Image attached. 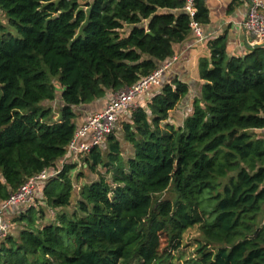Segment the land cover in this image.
I'll list each match as a JSON object with an SVG mask.
<instances>
[{
	"label": "trees",
	"instance_id": "1",
	"mask_svg": "<svg viewBox=\"0 0 264 264\" xmlns=\"http://www.w3.org/2000/svg\"><path fill=\"white\" fill-rule=\"evenodd\" d=\"M184 5L0 0V206L60 168L75 108L149 76L192 22H209L205 0H194L193 17ZM227 42L211 41L199 60L200 97L181 124L169 121L188 88L174 79L120 124L129 158L116 133L90 150L83 163L97 180L80 187L71 213L69 163L19 207L23 227L1 239L0 264H264V45L231 56ZM42 205L59 210L53 223L40 224Z\"/></svg>",
	"mask_w": 264,
	"mask_h": 264
},
{
	"label": "built area",
	"instance_id": "2",
	"mask_svg": "<svg viewBox=\"0 0 264 264\" xmlns=\"http://www.w3.org/2000/svg\"><path fill=\"white\" fill-rule=\"evenodd\" d=\"M183 1L185 3L184 11L190 17H193L195 14L194 0ZM245 1L248 2L249 9L246 18L241 22L240 26L247 34L252 36L251 46L263 45L264 3L261 0ZM190 29L197 41L201 42L203 40L201 26L192 22ZM175 61L176 57L173 56L169 61L160 65L152 74L141 79L133 86L110 95L103 111L87 117L84 123L75 131L65 155L58 165L60 168L53 171L43 170L31 177L0 206V238L7 236L11 228L10 222L5 219L6 213L13 207L33 205L39 195L41 185L55 178L60 173L62 165L69 163L75 164L76 167L79 166L80 160L85 158L91 149L101 146L107 136L120 130V124L128 119L131 112L138 107H142L141 105H136L135 100L152 87L159 86L163 74Z\"/></svg>",
	"mask_w": 264,
	"mask_h": 264
},
{
	"label": "crops",
	"instance_id": "3",
	"mask_svg": "<svg viewBox=\"0 0 264 264\" xmlns=\"http://www.w3.org/2000/svg\"><path fill=\"white\" fill-rule=\"evenodd\" d=\"M261 1L264 3V0ZM205 4L208 9L209 22L206 25H201L203 40L198 42L197 38L190 31L182 43L174 45L173 56L176 57V61L163 74L160 83V85H163L175 79L188 88L186 97L169 121L175 125L183 122L186 114L190 113L192 101L200 97L203 82L199 78L198 62L202 58L210 57L209 43L219 36L226 35L228 40L227 50L231 56H240L246 52L248 46H251L252 36L247 34L240 26L241 22L246 18L249 9L247 1L205 0ZM158 88L145 92L135 100V104L146 107L151 95L157 92ZM108 99L109 97L106 96L104 99L90 105L75 108L74 110L77 115L75 120L76 127L79 128L89 115L103 111L108 103ZM124 118L126 119V117ZM130 155H132V150ZM18 210L19 207L11 208L6 213V221H10L12 216L18 215Z\"/></svg>",
	"mask_w": 264,
	"mask_h": 264
},
{
	"label": "rangeland",
	"instance_id": "4",
	"mask_svg": "<svg viewBox=\"0 0 264 264\" xmlns=\"http://www.w3.org/2000/svg\"><path fill=\"white\" fill-rule=\"evenodd\" d=\"M1 88V85H0ZM46 106H50L52 107L54 110L56 109V105L55 103H45L44 105ZM189 115L188 113L186 114V116ZM123 119V118H122ZM116 136L119 139V142L121 144V150H122V156L127 159L129 158L130 152H131V146L127 143H125L122 139V133L121 130H117L116 131ZM101 173H103V170H100ZM69 177L72 181L73 184V197H72V202L69 206V208H67L65 211L67 213H71L74 208H75V201L78 199V193H79V189L80 187H82L85 184H88L92 181H96L97 180V175L94 173H91L88 168L86 167V165H84L83 163V159L80 160V164L79 166H77L70 174ZM43 185H41L42 187ZM40 200V198H38ZM37 203L36 200L34 201L33 205ZM40 211L39 216L42 218L40 219V224L41 225H46L49 223H53L56 217V213L59 211H52L50 210L48 207H46L45 205L40 206V208L38 209ZM16 219H18V215L12 216L10 219V231L8 233V235H11L13 237H17L18 233L20 232V230L22 229V225L20 223H18L16 221ZM196 231L190 230L188 231L185 235H184V240H183V244H182V250L185 251L186 255L185 256H190V254L193 253V248L190 247V245L192 244V242L194 241V239L199 238L198 235L195 233ZM0 238V242H1ZM166 246V243H162L161 247Z\"/></svg>",
	"mask_w": 264,
	"mask_h": 264
},
{
	"label": "water",
	"instance_id": "5",
	"mask_svg": "<svg viewBox=\"0 0 264 264\" xmlns=\"http://www.w3.org/2000/svg\"><path fill=\"white\" fill-rule=\"evenodd\" d=\"M264 45V44H263ZM252 47H255V46H248V48H252Z\"/></svg>",
	"mask_w": 264,
	"mask_h": 264
}]
</instances>
